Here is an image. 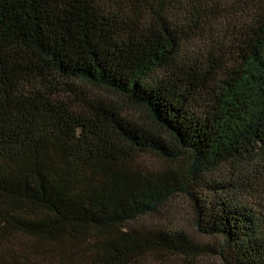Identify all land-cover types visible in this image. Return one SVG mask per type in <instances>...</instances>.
I'll list each match as a JSON object with an SVG mask.
<instances>
[{"label": "trees", "instance_id": "trees-1", "mask_svg": "<svg viewBox=\"0 0 264 264\" xmlns=\"http://www.w3.org/2000/svg\"><path fill=\"white\" fill-rule=\"evenodd\" d=\"M211 253L264 264V0H0V264Z\"/></svg>", "mask_w": 264, "mask_h": 264}, {"label": "rangeland", "instance_id": "rangeland-1", "mask_svg": "<svg viewBox=\"0 0 264 264\" xmlns=\"http://www.w3.org/2000/svg\"><path fill=\"white\" fill-rule=\"evenodd\" d=\"M164 207L165 209L161 211L163 215L161 217L156 218L154 214L146 216L147 221L150 222H160V221H168L169 218L176 225L182 227L183 229L189 231L190 233L198 236L199 240L203 242L216 243V238H211L206 235H202V233L198 230L196 226L193 225L192 220V210L190 207L189 199L184 196H179L177 198H173L167 205ZM182 259L179 257H169V256H148L144 258L140 264H181ZM196 264H223L222 260L215 255L214 253L203 255L198 263Z\"/></svg>", "mask_w": 264, "mask_h": 264}]
</instances>
